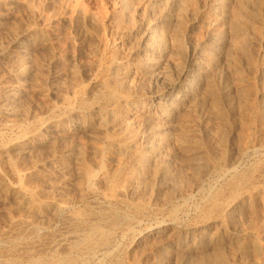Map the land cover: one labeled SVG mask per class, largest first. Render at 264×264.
I'll return each mask as SVG.
<instances>
[{
  "label": "rangeland",
  "instance_id": "rangeland-1",
  "mask_svg": "<svg viewBox=\"0 0 264 264\" xmlns=\"http://www.w3.org/2000/svg\"><path fill=\"white\" fill-rule=\"evenodd\" d=\"M206 1L179 0L186 8L182 4L175 8L178 12L173 9L177 20L170 28L163 22L157 27L151 47L167 50L169 80L186 64L188 45L202 48L200 55L205 56L203 46L215 44L201 23L193 24V18L184 15L185 9L196 7L198 12ZM220 1L227 17L216 32H230L218 52L223 62L210 74L200 99L188 103L166 136L168 153L182 155L170 157L166 152L161 164L141 172L135 161L149 134L144 126V119L151 118L145 113L146 106L157 95H164L166 87L156 86L138 69L137 61L144 54L132 56L130 35L156 17L153 7L133 0L131 9L144 13H133L132 18L126 13V0H0V264L12 260L18 264L209 262L211 252L204 250L190 255L178 250L164 262L159 238L137 240L164 224L185 233L199 225L205 192L225 180L229 134L236 133L239 142L263 116L264 75L256 71L264 70V0ZM156 10L158 17L162 9ZM220 85L228 86V98ZM206 97L207 101L201 99ZM109 139L133 147L114 156L108 150ZM263 156V150H250L240 169L257 164ZM87 166L97 173L91 182L85 176ZM161 166L171 168L172 175L166 180L158 176ZM201 169L209 172L200 174ZM199 180L203 191L189 192ZM90 186L101 198L92 197ZM110 193L118 196L116 202L102 204V197ZM261 206L254 208L264 211ZM76 213L103 218L101 224L111 230L107 246L91 254L71 251L75 239L70 219ZM169 234L160 240L169 244ZM186 234L191 241L198 236ZM25 244L29 248L22 255L13 249Z\"/></svg>",
  "mask_w": 264,
  "mask_h": 264
},
{
  "label": "bare ground",
  "instance_id": "bare-ground-1",
  "mask_svg": "<svg viewBox=\"0 0 264 264\" xmlns=\"http://www.w3.org/2000/svg\"><path fill=\"white\" fill-rule=\"evenodd\" d=\"M132 1L133 0H126L127 5H128L127 9H126V13H128V15H130L133 18L134 17L133 15L137 14L139 11H134L135 7L133 10L131 9L130 4ZM143 1H144V4H146V5L148 4V5H151L153 7V10H152L153 13L152 14H154L153 17L154 16H156V17L151 21L150 20L144 21L141 25L139 24L140 26L137 29H134V31L131 32V35H130L131 40L132 41L134 40V42H133L134 44H133L131 54L133 57L140 56V55L144 54V56H143L144 58L143 59L141 58L142 60L140 59L137 61L138 69L141 71H144L145 78L149 79L156 86L162 85V86L166 87V91H165L164 95H157L156 98L154 99L155 101H151L152 102V103H150L151 105L146 106L147 108H146L145 113H146L147 117L150 116L151 118L149 120L147 118L144 119V123H145L144 126H146V129L149 130V134L144 141L145 145H144L143 152H141L139 155H137V159L135 161V163H137V165H138L137 166L138 169L141 172H146L148 169H150V167L152 168V165H154L153 167H155L158 163H160V160H161L160 158L163 154H165L166 152L168 153V147L170 145L167 146V144H166V142H167L166 136L169 134V132L175 126V124L178 121H180V118L182 117L183 112L185 110H187L186 108H187L188 103L189 102L192 103V101H194V100L198 101L200 99V94H201L200 92L204 89V87L209 82L208 79H209V76H211L210 74L214 70H218L216 68L219 67L218 65L223 62V57L218 52L221 50V48H223L222 46L225 43L224 40L227 39L226 36H228V33H229V37H230V32H228L229 30L228 31L226 30L227 32L226 31L220 32V33L216 32L219 26L226 23L225 17H227V16H225L226 12H225V10L223 11V5L220 3L221 2L220 0H207L206 2H204L205 4L203 3L204 5L202 4L203 7L199 8L198 12L194 11L196 9L195 6H194L195 7L194 10L188 9L186 11V9H185V12H187V13L184 14V12H182V14L187 15L188 18H193V21H191V22H193V24H197V23L200 24L201 23L205 27V28L203 27V29H205V31L207 30V32L209 34V40L214 41L215 44H213V46L211 44H210L211 46H209V45L203 46L204 47L203 49L207 50L205 56H204V54L202 56L200 55V50L202 48H195V47L188 45L186 64L177 72V75L174 74L175 75L174 79H172L173 78L172 77L171 78L172 80H169V75H168L169 73L168 72H170V67L167 66V63H169V62H166L167 50H165L166 52L157 51V49L155 50L151 47V43L153 41L152 39H154V36H156L155 34H157V31H158L157 27H159L158 26L159 24H161L163 22L166 26L169 27L174 21L177 20V19H174V15H172V12L176 10L175 8L178 9L179 5L181 6L183 4V2H181L179 4V0H143ZM194 3L195 2H193V4ZM148 5H147V7H148ZM134 6H136V5H134ZM184 7H185V5H184ZM181 8L183 9V6ZM197 8H198V6H197ZM141 9H142V7H141ZM156 9H160V10L162 9L160 14L158 12V14L160 15L158 17L155 14V13H157ZM173 9H175V10H173ZM182 9H180V10H182ZM144 10H145V8H144ZM226 11H227V9H226ZM126 13H125V15L127 17ZM152 14L150 13L151 16H152ZM141 15H139V16H141ZM144 15H143V17H145ZM178 18H179V16H178ZM151 19H152V17H151ZM185 19H186V17H185ZM231 23H232V21H231ZM174 25H176V23ZM202 25H200V26H202ZM127 27L129 28V26H127ZM223 27L224 26H222L221 29ZM226 27H229V26H226ZM233 27L235 28V26H233ZM235 30H236V28H235ZM140 34H142V35L139 36ZM161 34H163V33H161ZM205 38H208V37L205 36ZM206 42L208 43V41H206ZM258 42H259V40H258ZM188 44H191V43H188ZM204 45H205V43H204ZM243 47H244V45H243ZM233 49H234V47H233ZM201 53H203V52H201ZM199 56H201V57H199ZM167 59H169V58H167ZM224 63H225V61H224ZM256 73L258 74V76L264 75V70H258L257 69ZM170 75H171V73H170ZM171 76H173V75H171ZM220 91L222 92V95L224 94L225 96H227V98L229 97L228 86L222 85L220 88ZM16 94L13 93L12 95L15 96ZM202 97H203V95H202ZM201 99H204L206 101L208 100L207 97L201 98ZM211 100H212V98H211ZM232 107L229 104V110H231V113H234L233 111L235 109L233 110ZM263 110H264V105H263ZM158 112L160 113V115L158 117H153L154 114L156 115ZM186 116H189V115H186ZM222 121L223 120H221V122ZM155 124L156 125L159 124L160 126L153 128L152 125L154 126ZM209 134H211V133H209ZM117 137H118V135H117ZM236 138H238V137H236V133L233 132L232 134H229V138H228L227 142H228V145H230V149L226 153L225 164L223 163L225 165V170H224L225 180L223 181L222 185L213 186L207 192H205L206 193L205 209L198 212L199 225L195 224L196 225L195 227H193L190 231L186 232V233H188V232L195 233V235H198L197 238L194 237L195 239H193L191 241L186 236L189 234L182 232L181 230H179V228L177 229V227H172L171 225L164 224V225H161L160 227H158L156 229L149 231L146 234H141L138 237L137 242L141 243V242H144V241H147L150 239L154 240L153 238H155V240L157 241L158 240L157 238H159V240L157 241V246L159 249L164 251L161 254V258L164 262L168 259L170 260L178 252V250L183 251L186 254L189 253V255L190 254H197L198 252L200 253L201 251L204 250V251L211 252V255L210 254L208 255L209 256V262L207 260V262L209 264H264V211L261 210V212H258V210H256L254 208V206L256 207V205H258L259 207H260V205H262L261 207H263V208H261V209L264 210V156H263L262 160H260L255 165H251V167H249V168L241 170L239 167V165H241V163L247 157L250 150L257 149V150H263L264 151V113H263V116L258 119V121L254 125V127H250L248 129L246 136H244L242 139H240L239 142L238 141L236 142ZM131 146L132 145H129V146L122 145L120 143L115 142L114 139H109L108 150H109V152H113L114 156H121L122 153L123 152L125 153L126 151H128ZM132 147H131V149H132ZM176 149H178V148H176ZM182 149H180V150H182ZM135 150H136V148H135ZM170 150H171V148H170ZM192 151L189 150V152H191V153H192ZM179 153L180 152H178V151L177 152L169 151L168 154L170 157H173V156L179 155ZM123 155H125V154H123ZM167 157H168V155H167ZM223 159H224V157H223ZM170 169L167 167L161 166L158 169L159 170L158 176H160V178L164 179V180L168 179L170 177V175H172L170 172ZM205 170L201 169L200 174L206 175L209 171L208 170L205 171ZM96 174L91 167L87 166L86 171H85V176L87 177L89 182H91L93 179L96 178ZM171 178H173V177H171ZM259 178H262V179L260 180ZM196 183H195L194 187L191 186L192 187L191 191H189L187 188L186 189L189 192H195V191L202 192L203 191L202 190V181H200L197 185H196ZM110 184H111L110 185L111 188H113V182H111ZM186 187H188V186H186ZM152 188H154V187H152ZM90 190H91V193L93 194V196H92L93 198L95 197V199H96V198L100 197L99 193L94 189L93 186H90ZM106 194L102 197V199L104 201V203H102V204H108V202H111V201L116 202L115 200H117V198H118L117 195H115L114 193H110L109 195H106ZM121 194L123 195V193H121ZM109 207L110 206H108V208ZM85 217H87V216H85ZM85 217L81 213H76L70 219V222L72 225V230L74 229V239H75L74 242L71 243L70 249L72 252H75L78 254H80V253L91 254L95 251V249L107 246L108 243L110 242V238H111V230L107 229V227H104L103 226L104 224L103 225L101 224V221L103 219L101 216L98 215V218H94V219L93 218H85ZM248 217L252 218V222L250 221L251 219L248 220ZM68 221H69V217H68ZM167 233L168 234L169 233H174V234L176 233L175 235L169 234V238L172 240L169 244H166L163 240H160V239H163L162 237L165 236ZM174 242L177 245H175ZM171 243H174V244L172 245ZM26 244L18 246L17 248H13V249H16L15 252H17L18 254L21 253V255H22V253H24L25 250L29 248L28 245H26ZM185 253H184V255H185ZM13 255H16V254H13ZM185 256H187V255H185ZM187 257L185 258V261H186ZM205 257H206V255H205ZM203 258H201V259H203ZM182 259H184V258H182ZM36 262H32L31 264H37ZM74 262H76V261H74ZM190 262L192 263V260ZM9 264H18V262L15 260H12V261H10ZM50 264H65V263L62 261L56 260V261L51 262Z\"/></svg>",
  "mask_w": 264,
  "mask_h": 264
}]
</instances>
